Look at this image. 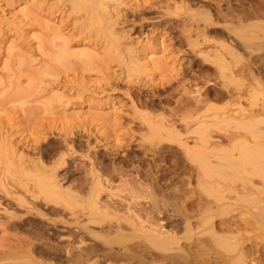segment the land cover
<instances>
[{
	"label": "rangeland",
	"instance_id": "1",
	"mask_svg": "<svg viewBox=\"0 0 264 264\" xmlns=\"http://www.w3.org/2000/svg\"><path fill=\"white\" fill-rule=\"evenodd\" d=\"M209 1L0 0V264H139L110 254L160 223L185 264H264V37L248 29L259 83L216 62L235 38Z\"/></svg>",
	"mask_w": 264,
	"mask_h": 264
},
{
	"label": "bare ground",
	"instance_id": "2",
	"mask_svg": "<svg viewBox=\"0 0 264 264\" xmlns=\"http://www.w3.org/2000/svg\"><path fill=\"white\" fill-rule=\"evenodd\" d=\"M211 1H215L214 4L211 3ZM236 1V0H235ZM237 1H241V0H237ZM236 1V2H237ZM226 2L228 3V8H227V13L226 14H220L217 15L216 17H212V14H210L209 11H202L200 14L204 16V21L206 22L207 26L211 27V30L213 31H219L221 32V34H225V31L228 34H232L235 38V41L231 44L228 45H221V47L223 48L224 51H226V54L230 55V60H228L222 53L221 54H215L214 58H216V62H220V63H226L227 65L230 66V68H235L237 67L236 70H234L237 74H245L248 73L249 75L252 76L253 80L256 83H259V78H255L253 77V66L257 67L258 65L256 63L255 60H253L251 58V54L256 51L258 49V47L254 48L252 47V45L250 44V39L252 38V34L248 33V29H252V28H256L259 29V31H262V37H264V22H262L260 19H264V0H255L252 3H248V6H243L242 3L240 2V5L238 7H232L230 0H226ZM93 3V2H92ZM220 1H216V0H210L209 4H212L211 6H213L215 11H218V13H220ZM238 4V3H237ZM25 6V5H24ZM212 10V8H211ZM220 10V11H219ZM199 11V10H198ZM205 13V15H204ZM5 14V13H4ZM198 14V15H200ZM216 14V13H213ZM203 19V18H202ZM247 20H256L253 23L250 24H245L244 22H246ZM222 23V28H219V24ZM209 31V30H208ZM201 32V31H200ZM218 32V33H219ZM211 33V32H210ZM214 36V35H213ZM185 37V36H184ZM218 37V36H217ZM231 37V36H230ZM256 38V37H255ZM205 39V37H204ZM224 39V38H223ZM231 39V38H230ZM233 39V38H232ZM259 39V38H258ZM234 40V39H233ZM261 40V38H260ZM185 41V40H184ZM188 42H190V40H188ZM260 42V41H259ZM216 43V42H215ZM237 45L239 47H241L244 51L246 50H250L249 56L251 59H246V60H242V56L240 54H238L239 50H236ZM213 47V46H212ZM221 48V50H222ZM254 48V49H253ZM213 51V50H212ZM215 51V50H214ZM202 52V51H201ZM243 53V51H241ZM217 53V52H216ZM245 53V52H244ZM205 54V53H204ZM214 55V54H213ZM255 58L257 60H259L260 65H264V56L261 55H254ZM244 59V58H243ZM225 64V66H226ZM222 65V64H221ZM259 65V66H260ZM262 67V66H261ZM223 69V68H222ZM229 69V68H228ZM261 69V68H260ZM264 69V68H262ZM258 73V72H257ZM264 73V72H262ZM260 73L261 75H264ZM256 74V73H255ZM259 76V75H258ZM234 76L231 75V78H233ZM260 77V76H259ZM238 81V80H237ZM235 82V81H234ZM252 83V82H251ZM222 93V92H221ZM203 94V93H202ZM220 94V93H219ZM230 94V93H229ZM236 94V93H235ZM234 93L232 94V97L238 99V97H236L237 95H235ZM249 94V93H248ZM223 95V94H222ZM221 96V95H220ZM226 96V95H224ZM216 97V95H215ZM205 98V97H204ZM213 98V97H212ZM189 99V98H188ZM217 99V98H216ZM192 101V100H191ZM218 101V100H217ZM204 102V101H203ZM112 103V102H111ZM194 103V102H193ZM197 103V102H196ZM199 104V103H198ZM185 105V104H184ZM201 106V105H200ZM195 107V106H194ZM190 108V107H188ZM187 109V108H186ZM198 110V109H197ZM241 111H246L241 109ZM249 111V110H248ZM258 112V111H257ZM246 113V112H245ZM222 114V113H221ZM229 114V113H228ZM238 114V113H237ZM232 115V114H231ZM242 115H244V117H242ZM235 116V115H234ZM257 116L254 112H249L246 114H239L238 117H235V121L237 122L238 125H240V128L242 130L249 128L251 130H254L253 127L254 126H250L248 121H254L257 119ZM219 118V117H217ZM221 118V117H220ZM225 118V117H224ZM204 119V118H203ZM211 119V118H210ZM164 121V120H163ZM162 124V123H161ZM154 125V124H153ZM233 125V124H232ZM157 126V125H156ZM174 127V126H173ZM170 128V127H169ZM164 129V128H163ZM171 129V128H170ZM231 129V128H230ZM162 131V130H161ZM193 131V130H192ZM194 132V131H193ZM192 132V133H193ZM165 133V132H164ZM201 133V132H200ZM195 134V133H194ZM231 134V133H230ZM251 134V133H250ZM199 135V134H198ZM201 136V134H200ZM231 137V136H230ZM201 138H203L201 136ZM229 138V137H228ZM246 135L243 132H239L237 131L236 133H234L232 135V142H233V149L235 151H237L238 154H241L242 152H246L249 153L250 151L247 148V144L245 142H242L243 140H245ZM229 142V141H228ZM186 152H190V151H186ZM90 158V157H89ZM196 159V158H195ZM194 159V160H195ZM198 160V159H197ZM196 160V162H197ZM209 160V159H208ZM97 161V160H96ZM206 161V160H205ZM199 163V162H198ZM222 163V162H221ZM104 165V164H103ZM200 166V164H199ZM216 167V166H215ZM107 168V167H106ZM41 169V168H40ZM102 169V168H101ZM97 170V169H96ZM99 172V171H98ZM118 172V171H117ZM222 172V171H221ZM95 173V172H94ZM152 174V173H151ZM207 175V174H206ZM143 178V177H142ZM85 181V180H84ZM54 182V181H53ZM131 183V182H129ZM84 184V183H83ZM83 184L81 186H83ZM133 184V183H131ZM60 185V184H59ZM134 185V184H133ZM112 186V184H111ZM61 187V186H60ZM135 189H137L135 187ZM65 190V189H64ZM63 190V191H64ZM156 190V189H155ZM133 191V190H132ZM67 192V191H64ZM69 192V191H68ZM96 193V192H95ZM51 194V193H50ZM86 194V193H85ZM55 195V194H54ZM95 195V194H93ZM88 196V194H87ZM51 197V196H50ZM54 197V196H53ZM59 197V196H58ZM95 197V196H94ZM60 199V198H59ZM97 201V200H96ZM114 202V201H113ZM155 202V201H154ZM184 202V201H183ZM192 202V201H191ZM171 203V202H170ZM157 204V203H156ZM24 205V204H23ZM189 205V206H188ZM197 206L199 204H196ZM44 206V205H43ZM116 206V205H115ZM194 205L191 204H186L183 209H193ZM39 207V206H38ZM153 209H161L160 207H158V205H154L152 206ZM165 208V207H163ZM175 208V207H174ZM53 209V208H51ZM99 209H106V211L108 209H116L112 203H105L103 205H101V207ZM128 209V208H127ZM204 209H213L212 206L209 204L207 205ZM220 209V208H219ZM119 210V209H118ZM158 211V210H157ZM160 211V210H159ZM168 211V210H167ZM108 212V211H107ZM178 212V211H177ZM157 213V212H154ZM158 215V214H157ZM161 215V213L159 214V216ZM210 215H213V212H211ZM103 216V215H102ZM142 216V215H141ZM212 217V216H211ZM145 218V217H144ZM187 215L184 214L183 215V220L186 221L187 220ZM115 219V217H114ZM155 219V218H154ZM153 219V221H154ZM159 219V218H158ZM116 220V219H115ZM157 221V220H155ZM161 221V220H158ZM164 222V221H163ZM117 224V223H116ZM222 224L223 222L220 223H215V227H218L220 229H222ZM152 226H150V228H148V230L145 231V233H148V237L150 238V247H146L145 249L139 251V252H133V250H128V248L122 247V251L120 253H111V256H121L124 259H135L139 264H146V256H150V263H159V264H166V262L170 263V264H185L187 262L186 259V252L184 250L183 247L178 246L176 253L173 254H165L164 252H169L171 251V249L169 248V243L170 241L175 240L176 238L171 236L170 233L168 231H163L161 230L162 228H164L163 224H157L153 226V224H151ZM176 225V224H175ZM109 227V225H108ZM112 227V226H111ZM229 225L226 227L227 231H230L228 229ZM140 228H143L142 226ZM186 229L188 230V232L191 231V228L189 226H186ZM121 230V229H120ZM142 230V229H141ZM178 230V229H177ZM210 230L213 231V228L210 227ZM109 232V231H108ZM174 232V231H173ZM187 232V233H188ZM142 233V232H141ZM231 233V232H230ZM99 234V233H98ZM143 234V233H142ZM172 234V233H171ZM175 235V234H174ZM187 235V234H186ZM91 236V235H90ZM94 235H92L93 237ZM227 237V236H225ZM224 237V238H225ZM119 238L120 240L118 241V239L116 238H106L104 239V243H106L107 245H109V250L113 248V244H121L120 241L122 239L125 238V235L123 234H119ZM228 238V237H227ZM31 239V238H30ZM138 239V238H137ZM184 239V238H183ZM199 239V238H198ZM191 240H195V239H191ZM34 241V240H33ZM33 243V242H32ZM146 243V242H145ZM190 243V242H189ZM193 243V241H192ZM105 244V245H106ZM149 245V244H148ZM176 245V244H175ZM183 245V244H181ZM185 246V245H184ZM92 248V247H91ZM101 248V247H100ZM99 248V250H100ZM138 248V247H137ZM136 248V249H137ZM108 249V248H107ZM115 250V249H114ZM200 250V249H199ZM120 251V250H119ZM156 251V252H155ZM174 251V250H172ZM72 257V256H71ZM110 257V256H109ZM113 257V258H114ZM48 258V257H47ZM59 259V258H58ZM112 261V260H111ZM129 262V261H128Z\"/></svg>",
	"mask_w": 264,
	"mask_h": 264
}]
</instances>
